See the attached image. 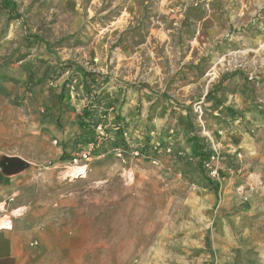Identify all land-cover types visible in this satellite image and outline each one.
<instances>
[{"label":"rangeland","instance_id":"obj_1","mask_svg":"<svg viewBox=\"0 0 264 264\" xmlns=\"http://www.w3.org/2000/svg\"><path fill=\"white\" fill-rule=\"evenodd\" d=\"M10 5L0 76L18 83L0 80V150L32 183L0 218L45 234L49 264H264V0ZM64 63L26 90V69ZM95 108L104 125L82 135ZM193 135L210 151L199 169Z\"/></svg>","mask_w":264,"mask_h":264},{"label":"crops","instance_id":"obj_2","mask_svg":"<svg viewBox=\"0 0 264 264\" xmlns=\"http://www.w3.org/2000/svg\"><path fill=\"white\" fill-rule=\"evenodd\" d=\"M31 175V166L0 150V215L7 202L13 205L22 190L31 186ZM21 207L15 205L14 211ZM3 220L6 218H0V226L4 224L0 228V264H49L45 234L23 227L19 219L2 223Z\"/></svg>","mask_w":264,"mask_h":264},{"label":"trees","instance_id":"obj_3","mask_svg":"<svg viewBox=\"0 0 264 264\" xmlns=\"http://www.w3.org/2000/svg\"><path fill=\"white\" fill-rule=\"evenodd\" d=\"M10 4H11V0H4V5H7V8H11ZM71 67H72V64H70V63H64L63 65H60L59 68H53L50 66H46L40 77H37V73L35 71H31L30 69H26V71H25V74H26V80H25L26 90L29 93H32L37 86L42 85L46 80H49L50 82H55L56 79H58L61 75H63L65 71L70 70ZM93 75H95V74H93ZM0 80L3 82L18 83V81L10 79V78L5 77V76H0ZM73 80H74V77H73V75H71L69 77V79L64 81V83L62 85V90H64L66 88L65 86L67 84H71ZM89 81L90 82L88 83V87L90 89L92 87L94 89V92H97L101 89L102 83H98L97 78H95V76L90 77ZM90 93L87 94L86 98H88L89 104L92 105V103L96 102V100H98V98L97 97L94 98V95L91 96ZM0 94L5 96L6 98L9 97V93L1 84H0ZM14 104H16V103H14ZM97 110H98V108H95V109H92L91 111H85L83 114L80 115L79 127H80V130L82 132L81 133L82 135L84 133L88 134L90 132H93L99 126L101 127V125L102 126L104 125V123L101 119V116H103V115L105 116L106 114L105 113L99 114ZM117 121H118V118L116 117L113 120L111 127H109V130L115 131L116 138H118L119 136L122 137V134H124L122 127L118 125ZM86 134H85V137H87ZM84 138H83V140H84ZM83 140H81V141H83ZM187 141H188V145L190 146V149H191V157H195V158L199 159V161H198V169H199V167L201 166V163L204 161H208V159L210 157V151L206 149L207 148L206 141L201 140L198 137H195L194 135L190 139H188ZM120 142H121V139L119 141H115V143H114L115 147L114 148L121 147ZM204 180H206V179H204ZM206 181L210 186L214 185L213 188L216 189L217 185L210 183L208 180H206Z\"/></svg>","mask_w":264,"mask_h":264},{"label":"built area","instance_id":"obj_4","mask_svg":"<svg viewBox=\"0 0 264 264\" xmlns=\"http://www.w3.org/2000/svg\"><path fill=\"white\" fill-rule=\"evenodd\" d=\"M98 129H100V127H98ZM56 143V142H54ZM92 145H89V147L91 148ZM114 152H115V155L118 157V158H122V154L123 152L120 150V149H114ZM86 155H89L88 153L87 154H83L82 157L83 159H87V156ZM137 155V153L135 154ZM10 225V224H9ZM1 228V226H0Z\"/></svg>","mask_w":264,"mask_h":264},{"label":"bare ground","instance_id":"obj_5","mask_svg":"<svg viewBox=\"0 0 264 264\" xmlns=\"http://www.w3.org/2000/svg\"><path fill=\"white\" fill-rule=\"evenodd\" d=\"M76 169H80V168H75V170H76ZM3 225H4V224H3ZM3 225H1V226H3Z\"/></svg>","mask_w":264,"mask_h":264}]
</instances>
